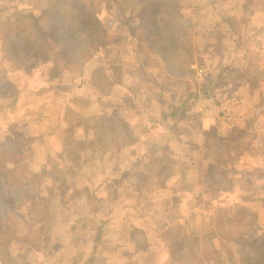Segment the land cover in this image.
Wrapping results in <instances>:
<instances>
[{
    "label": "crops",
    "instance_id": "crops-1",
    "mask_svg": "<svg viewBox=\"0 0 264 264\" xmlns=\"http://www.w3.org/2000/svg\"><path fill=\"white\" fill-rule=\"evenodd\" d=\"M243 1L249 6L247 0H194L201 3L199 9L208 4L237 19ZM255 14L263 26L264 8ZM251 20L256 23L253 30L234 35L241 36L243 44L225 45L224 52L231 69L238 66L246 73L252 66L264 71V26ZM1 59L0 140L13 142L18 135L29 140L22 151L35 173L72 165L65 157L71 140L85 143L79 151L81 171L70 180L64 172L61 181L70 184L49 193L56 200L49 209L48 237L23 242L28 253L36 254L33 264H174L164 231L169 226L191 236L212 231L215 213L224 207L228 213L236 206L254 212L255 236L264 238L263 74L231 80L219 89L236 92L241 99L233 123L222 127L190 109L175 114L180 98L170 92L176 87L148 93L136 77V62L121 63L123 76L111 80V89L103 95L92 83L98 62L65 69L69 81H61L59 89L54 79H25L24 68ZM254 115L259 122L254 136L225 167L230 188L224 192L209 186L206 170L214 161L208 156V132L218 138L240 133ZM101 135L109 139L107 146L98 143ZM122 138L125 142L118 144ZM28 224L39 229L42 222L37 217Z\"/></svg>",
    "mask_w": 264,
    "mask_h": 264
},
{
    "label": "trees",
    "instance_id": "trees-1",
    "mask_svg": "<svg viewBox=\"0 0 264 264\" xmlns=\"http://www.w3.org/2000/svg\"><path fill=\"white\" fill-rule=\"evenodd\" d=\"M92 1L50 0L44 9L29 12L26 15L18 14L12 25L13 38L7 39L2 48L4 54L9 57L6 58L16 67H22L18 62L27 61L28 65L30 60L47 66L48 70L56 67V74L49 77V79H54L61 72L66 71L65 69H78L94 55H101L100 46L107 49V43L105 44L107 34L97 11L91 7ZM28 2L31 6H36L39 0H29ZM124 2L128 9L133 8L137 12L134 19L129 17L125 19L124 25L127 32L131 34V38L138 41L136 42L141 52L152 59L155 64L162 63L166 71L177 72L175 76L190 75L192 72L189 67L192 61L191 47L186 39L185 27L180 22L182 0L97 1L102 7L106 5L117 8H120V4ZM66 3L73 4L72 8H75L74 17L69 21L60 20L59 17L61 14L60 4L65 6ZM64 9H67V6ZM29 29H31V33ZM15 39L18 42H14ZM14 57L17 61L13 60ZM79 64L81 66L76 67ZM100 68L98 65L93 68L92 83L93 86L96 83L100 93L105 95L111 89L112 83ZM162 80L149 79L151 83L158 86L155 94L175 85L169 84L172 80L170 73H165ZM209 90L208 86L203 87L193 95V99L199 95L208 94ZM190 98L188 93L187 97L180 98L179 104L173 112L175 114H179V110L185 112L193 101ZM119 124L122 126V122ZM118 137L117 135V139ZM206 137L208 138L207 147H209L208 156H211L214 161L208 165L206 170L207 176L210 178L208 184L214 188H221L219 191L225 192L231 186L225 167L229 163H234V160L241 155L242 144L246 142L245 131L237 134L229 133L225 138H218L214 132L210 131ZM97 141L102 147L107 146L110 142L106 135H101ZM118 142V144L123 143L125 139L122 138ZM21 163L25 164V162ZM16 164L12 163L8 150L0 153V264L3 263L1 255L5 252L7 256L10 254L8 247L12 242L7 236L13 230L14 218L23 217L24 196L35 191V195H33L36 204H38V200L45 199V197H41L40 190L42 179H44L42 175L46 173H35L27 167L22 174L15 168ZM47 198L51 199L50 196ZM49 209L48 204L47 208H42V211L39 209L36 212V218H40L42 222L39 229L31 228L29 225L27 227L37 234L34 243L41 239V235L45 237L44 239L48 237L47 223L50 221V217L43 219V214L44 211L49 214ZM214 220L215 225L212 231L218 237V245L224 247L225 244L224 236L227 234L222 231L223 226L226 227L227 233L232 230L236 231L235 235H227L226 239L229 243L242 248L240 263L235 264H264V238L260 239L255 236L256 214L254 212L245 206H236L233 213H228V208L224 207L217 209ZM163 237L167 240L169 256L174 264L224 263L220 257L222 251L215 247L209 233L191 236L184 233L180 227L169 226L164 231Z\"/></svg>",
    "mask_w": 264,
    "mask_h": 264
},
{
    "label": "rangeland",
    "instance_id": "rangeland-1",
    "mask_svg": "<svg viewBox=\"0 0 264 264\" xmlns=\"http://www.w3.org/2000/svg\"><path fill=\"white\" fill-rule=\"evenodd\" d=\"M28 1L29 0H2V2H0L2 5V8L0 9V57L2 59L4 57H8L4 54L2 48L6 44L7 39L13 38L14 32L11 31L12 25L14 19L17 18L18 14L26 15L29 12L44 9L47 7L50 0H39V3L36 6H31ZM97 1L98 0H93V5L91 4V7L93 10L97 11L98 16L101 19L103 27L106 31L107 42H105V44L107 43V49H103L101 45V55H94L92 59H90V62H98V66H100V69L106 73L110 81H120L121 77L123 76L122 69L123 67H125V65H122L121 63L127 64L136 62V66H138L136 77H139V79L142 80L141 83H143V85L146 87L148 93H152L154 91H157L158 89V86L151 83L149 79L152 78L154 80L158 79L160 81H163V75L165 73H170L172 80L169 84H175L172 86L176 87L173 88V91L170 92V95H172L175 99L177 96L179 98L187 97L188 93L189 96H191L190 100H192L193 95L197 94L203 87L208 86L210 88L208 94H212L216 91V89H221L228 86L231 80L236 82L242 79L246 80L249 78V74H253L254 77H259L262 74L264 75V71L258 70L257 68H255V66H252V68L248 69V73H246L245 69H240L238 66L231 69L227 65L228 63H226L227 57L224 53L226 47L225 45H229L230 43L234 46L243 44L241 36H239V38H235L234 35L238 37V35H240V32L243 33L253 30L256 26V23L251 20L252 17L254 19L256 18L258 21L262 20L259 14H255V9L264 8V0H247L249 6L245 1H243L240 4L241 6H243V8L241 9V14L239 16L240 18L238 19L234 16L233 13L228 12L227 14L223 15L222 10H220V13L217 11H213L208 4L204 5L203 9H199V5L201 3H195L194 0H182V8L180 11L182 16L180 17V22L182 23L183 27H185V32L187 34L186 39L191 47L192 61L189 64V67L192 72L190 75L181 77L175 76L177 72L172 73L169 70L166 71V69L163 68L164 66L162 65V63L159 65L155 64L152 59H149L146 54L141 52V49L137 44L138 41L134 38H131L132 36L127 32L124 21L128 17L133 19L136 17L137 12L135 9H128L126 6V2L120 4V8H117L115 6L107 7L106 5L102 7L99 3H97ZM21 3H24V7L21 5ZM66 6L67 9H64ZM72 7L74 6L71 3H66L65 6L63 4H60V20L63 19L65 21H69L73 19L75 8L73 9ZM262 23L263 21H261L258 25L261 24L262 26ZM29 31L31 33V29H29ZM14 42H18V40L15 39ZM68 43L69 42L67 41V44ZM146 49L148 50L149 48L147 47ZM149 53L152 55L154 54L152 52ZM13 60L17 61L15 57ZM18 63H20L22 65V68L25 69V79H41L43 77L49 78L52 77V75L56 74V67L50 68V70H48L47 66L45 67L39 62H33L32 60H30L28 65L27 61ZM86 63L87 62H85L84 64ZM193 64H195L197 67L205 66L207 68L204 80H199L197 78L195 70L191 68V65ZM30 66H33V70L29 69ZM50 66L52 65L50 64ZM79 66L81 65L79 64L76 67ZM127 69L131 70L132 67H128ZM54 80L57 83V87L59 89H63L61 81H65L66 83H68L69 74L63 71L59 76L54 78ZM127 83V81L124 82L123 78V84L126 86ZM43 87H46L45 84ZM93 87L94 89H98L96 83ZM175 89L177 90V92ZM94 94L96 93L94 92ZM198 97L193 99V101L190 103L191 107L194 103V100H196ZM126 101L128 102L129 100ZM187 109H190L191 112L190 107H188ZM256 117L257 116L255 115L252 116L245 125V141L251 140L254 136L253 131H256V129L254 130V128H257V125L259 124V122L256 120ZM191 120L196 121L195 119ZM74 142L75 141L71 140L72 145L70 144L69 146L70 153L67 152L65 154V157L69 158V161L72 162V165H69L66 168L64 166H53L51 170H49L45 175H42L46 180L42 179L43 183L40 193L41 197H45V199L38 200V204H36L34 197L35 191L24 196L23 217L14 218L13 230L11 231L10 235L7 236L9 239H11L12 242V244L8 247L10 254L7 256V253L5 252L1 255L3 259L2 264H33L32 260L36 257V254L31 252L28 253L29 249L27 247V244L23 242L25 240L29 243L34 242L37 238V234L35 233V231L27 228L29 225L28 223L37 219L36 212L39 209L42 211V208H47L48 204L49 208L51 207V205L53 206L55 204L56 199H52V197L51 199L47 198L48 196H50L49 193L52 190L62 189L67 184H70L68 182L63 183L61 181V178L65 177L64 172H66V175L70 180L73 178L72 176L76 172L78 173L79 171H81L83 166L80 164V152L84 151L83 146L85 143ZM28 143L29 140H26V138L19 135L17 139L15 138L13 140V142H5L0 140V153L8 150L10 158L12 159V163H17L15 168L19 170V173L22 174L27 168V160L25 159L26 155H23L24 150L22 151V148H26ZM21 162H25V164ZM49 216L50 212L48 214L47 211H44L43 219L46 217H48L49 219ZM233 228L236 227L233 226ZM222 231L230 236L236 234L235 230L227 233V229L224 226ZM205 232L210 234L211 241L215 244V247L222 251V253H220V257H222L221 260H224L223 264L240 263V259L242 258L241 246L229 243V241L226 240L228 238V236L226 235L224 236L225 244L223 247V245H218V237L215 232L210 230L209 232L204 231L202 233ZM12 233H15L14 236ZM37 233L39 232L37 231Z\"/></svg>",
    "mask_w": 264,
    "mask_h": 264
},
{
    "label": "built area",
    "instance_id": "built-area-1",
    "mask_svg": "<svg viewBox=\"0 0 264 264\" xmlns=\"http://www.w3.org/2000/svg\"><path fill=\"white\" fill-rule=\"evenodd\" d=\"M195 70L199 80H204L207 68L205 66L197 67L191 65ZM241 102L236 92H223L216 89L215 93L210 95L199 96L191 107V112L195 113L198 118L210 121L211 124H219L227 127L235 120V109Z\"/></svg>",
    "mask_w": 264,
    "mask_h": 264
}]
</instances>
